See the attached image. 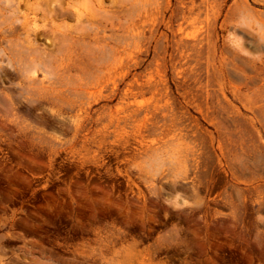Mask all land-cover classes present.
<instances>
[{
    "label": "rangeland",
    "instance_id": "obj_1",
    "mask_svg": "<svg viewBox=\"0 0 264 264\" xmlns=\"http://www.w3.org/2000/svg\"><path fill=\"white\" fill-rule=\"evenodd\" d=\"M0 264H264V0H0Z\"/></svg>",
    "mask_w": 264,
    "mask_h": 264
}]
</instances>
